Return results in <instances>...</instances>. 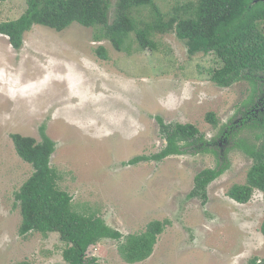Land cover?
<instances>
[{
    "label": "rangeland",
    "instance_id": "rangeland-1",
    "mask_svg": "<svg viewBox=\"0 0 264 264\" xmlns=\"http://www.w3.org/2000/svg\"><path fill=\"white\" fill-rule=\"evenodd\" d=\"M186 1L154 0L167 17ZM116 2L111 0L110 23ZM26 9L27 0H0V22ZM151 14L143 8L137 20ZM153 39L157 50L141 49L132 33L126 49L118 51L102 36V27L73 23L58 32L34 25L17 50L0 34V264H65L66 243L59 233H19L16 193L34 168L17 154L11 135L40 141L43 124L56 143L51 166L61 175L58 185L72 196L75 210L103 218L125 236L144 232L153 220L170 221L153 254L135 264H250L264 258L263 193L255 190L245 204L228 196L233 185L246 182L253 164L244 150L228 151V169L209 184L206 203L189 195L196 175L217 167L212 153L127 164L166 146L156 116L165 123L194 124L210 140L231 120L240 121L253 95L247 80L229 87L213 82L220 60L214 54L189 55L174 29ZM99 45L107 61L96 54ZM209 112L216 114L218 127L206 120ZM257 134L244 127L237 138L259 144ZM121 241L104 239L87 255L100 264H129L119 252Z\"/></svg>",
    "mask_w": 264,
    "mask_h": 264
},
{
    "label": "trees",
    "instance_id": "trees-1",
    "mask_svg": "<svg viewBox=\"0 0 264 264\" xmlns=\"http://www.w3.org/2000/svg\"><path fill=\"white\" fill-rule=\"evenodd\" d=\"M110 7L111 0H27V9L20 17L0 22V34L8 36L18 50L23 47L25 33L34 25L60 32L78 23L84 27H102V36L119 50L126 49L125 44L132 33L141 49L157 50L153 37L174 29L178 38L186 42L189 55H216L221 65L213 70V82L229 87L247 80L253 85V95L239 113L240 121L231 120L230 124L221 127L215 138L208 140L194 124L165 123L162 117L156 116L166 146L152 156H135L127 164L161 161L170 155L188 152L212 153L218 158L217 167L198 173L189 195L201 197L206 203L209 184L228 169V151L236 146L253 159V164L246 182L233 185L228 196L245 204L255 190H259L264 199V1L188 0L177 3L167 17L154 0H117L112 23L109 22ZM143 8H150L152 14L149 20L139 21L137 12ZM96 52L103 59L108 57L104 47ZM206 120L218 127L214 112L207 113ZM244 127L258 130L259 144L237 138ZM40 137L38 141L18 133L11 135L17 154L34 168L31 177L16 193L22 216L19 233L22 236L33 231L43 235L59 233L66 243L62 253L65 264H100L96 257H88L87 252L104 239L122 240L119 252L127 263L146 261L170 221L153 220L144 232L125 236L103 218L75 210L72 196L58 185L61 175L51 166L56 143L46 133L44 124L40 128ZM261 232L264 236V222ZM250 263L256 264V258Z\"/></svg>",
    "mask_w": 264,
    "mask_h": 264
},
{
    "label": "flooded vegetation",
    "instance_id": "flooded-vegetation-1",
    "mask_svg": "<svg viewBox=\"0 0 264 264\" xmlns=\"http://www.w3.org/2000/svg\"><path fill=\"white\" fill-rule=\"evenodd\" d=\"M112 43V42H111ZM100 47H104L103 45H99V46H97L96 47V50L98 49V48H100ZM112 47L115 49V50H118V51H123V50H119L118 48H116L115 46H114V44L112 43ZM105 48V47H104ZM106 49V48H105ZM96 50H95V52H96ZM106 52H107V50H106ZM96 54H97V52H96ZM98 55V54H97ZM107 55H108V53H107ZM109 59V55H108V57L106 58V59H103L102 57H101V60H105V61H107ZM99 76H101V73L99 74ZM252 260V259H251ZM256 261H257V263L256 264H263V262H264V258L263 259H257L256 258ZM251 264V263H250Z\"/></svg>",
    "mask_w": 264,
    "mask_h": 264
},
{
    "label": "water",
    "instance_id": "water-1",
    "mask_svg": "<svg viewBox=\"0 0 264 264\" xmlns=\"http://www.w3.org/2000/svg\"><path fill=\"white\" fill-rule=\"evenodd\" d=\"M255 1H259V0H255ZM261 1H264V0H261Z\"/></svg>",
    "mask_w": 264,
    "mask_h": 264
}]
</instances>
